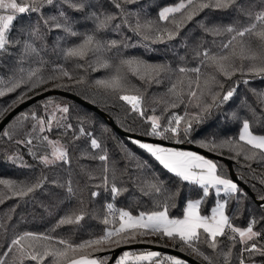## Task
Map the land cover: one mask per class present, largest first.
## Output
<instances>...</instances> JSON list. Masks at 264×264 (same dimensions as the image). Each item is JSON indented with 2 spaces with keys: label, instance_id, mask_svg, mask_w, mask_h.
Segmentation results:
<instances>
[{
  "label": "trees",
  "instance_id": "1",
  "mask_svg": "<svg viewBox=\"0 0 264 264\" xmlns=\"http://www.w3.org/2000/svg\"><path fill=\"white\" fill-rule=\"evenodd\" d=\"M178 0H136L132 4H124L123 7L127 12L139 13L141 22L146 19L158 20L159 11L168 5H174ZM240 3L250 4L254 0H239ZM60 0H56L59 4ZM259 7V5H257ZM64 10L77 21L75 29L80 32L91 33L94 29V23L90 19L84 17L93 10H105L115 13L117 19L105 31L95 33L98 39L117 40L122 44L119 48L120 57H135L149 64H163L170 67V71L159 73L154 79L140 80L131 73H127L129 84L134 89H138L139 95L143 96L142 107L144 116L131 111L128 104L119 99V93L113 92L99 86L96 81L107 78L113 74L111 68H100L96 64V56L89 55L85 59L77 57H66L63 49H67L81 42L82 37H70L62 30H53L48 32L43 42H37V47L41 43L46 45L40 55L46 61L40 65L35 63V57L27 59L23 63L25 69L41 67L44 74L51 73L52 69L62 66L72 73L74 79L50 81L47 84L28 91L26 85L16 89L14 92H7L6 85L0 83V89L5 90V94L0 96V111L5 108L9 112L14 106L19 104L18 97L27 92L24 100L36 94L47 90H61L68 94H73L92 105L97 110L90 109L82 104L77 103L74 99L59 94L48 95L42 99L34 101L29 106L21 109L16 113L0 131V179L15 182L16 187L30 186L37 181H42L41 187L25 196H16L13 191L4 185H0V259L5 260V264H21L19 254L15 246L11 245V241L24 232L46 233L56 238L70 240L73 243H80L84 240L98 237L104 233L106 229L112 228L113 224L105 225L103 219L108 216L106 205L112 203L116 209H124L132 215H138L141 212L150 213L152 211H160L165 202L166 197L174 194L172 199L167 200L169 205V216L172 218H180L183 216L185 203L189 199H198L202 196V189L198 185H192L188 182L181 181L173 173L168 172L162 165L155 160L145 149L139 147L137 141L128 136L120 134L116 128L134 133L146 138H156L169 144H192L212 153L217 158L214 159L218 173L229 179H232L226 162L219 157L225 158L230 162V168L233 177L245 184L246 189L237 183L242 190L237 199L226 197L223 193L216 197L215 191L210 189V195L204 198L201 205V214L208 215L210 208L217 199L228 200L227 213L236 218L233 223L236 226H246L254 217L261 221L255 225V230H264V202L259 197L264 195V160H247L243 154L237 155L230 151L227 147L216 148L211 150L209 147H201L198 141L215 140L217 143L224 139L238 138L241 122L231 117L232 112H237L242 118H247L252 122L253 131L256 134L264 135V105H261L253 92H264V78L246 75L241 77L237 74L232 80L224 81L225 91L230 87H236V93L225 104L218 108L211 109L208 113H201L200 109L195 107L197 101L189 102L187 95V81L183 87V103H179L174 92L170 89L177 82L179 67L193 68L199 66L200 58L195 56L196 51L210 49L212 52L219 51L221 40L227 37H216L210 33H206L201 28V23L207 26L212 24H231L240 22L241 24L248 21L240 15L235 7L229 10L205 9L196 15L191 21L179 30V34L172 39H168L164 34L162 40L157 39V33H148L149 38L145 35L137 34L133 31L136 23V16H128L129 24H124V17L114 7L113 0H90V6L84 11H74L62 5ZM45 15L55 14V6H46L43 9ZM39 20L38 13L18 14V18L14 21L11 31V37L19 36L21 39L25 37L21 34V27H28L30 24ZM119 24V31L115 30V25ZM161 27H172L165 22H159ZM41 30L47 32L41 23ZM257 43L255 38H252ZM215 41V43H213ZM127 43L129 47H123V43ZM57 43L59 49L54 51ZM11 54H0V80L7 82L14 75H18L17 69L21 47H11ZM117 49L104 54V58L113 64L119 63V57L116 56ZM91 65V66H90ZM96 68V70H93ZM202 71H212V69L202 68ZM190 76L194 74L189 73ZM83 78V82L76 83V80ZM223 80V77H220ZM247 79V84L242 81ZM238 82V83H237ZM63 84L66 87H55L54 85ZM179 90V89H178ZM207 102H211L210 97L203 98ZM23 100V101H24ZM16 101L15 104L13 102ZM49 101L52 103L49 104ZM176 101L178 107H171V103ZM68 105L70 112L67 114V123L73 125V129L68 130L67 134L64 129L53 128L52 132H46L50 139H59L66 145L70 163L57 162L55 165L45 166L38 159L39 155L45 153L44 147H33L38 141L34 140L33 145L18 143V141H26L28 139L26 133L31 131V119L24 121L23 126L17 132L11 130V126L16 119L22 117V114H30L35 112L38 116L47 117L53 110V105ZM11 105V107H9ZM47 105V108L45 107ZM249 106L255 110L256 117L249 111ZM103 112L106 117L99 112ZM4 113L3 117L7 114ZM188 116H185V113ZM200 113L199 121L192 119L194 115ZM61 114L57 113L59 117ZM155 115L160 118L161 130L168 125V121L173 116L184 117L179 128V135L173 137L171 132L165 133L168 138H161L146 133L151 130V122L147 117ZM2 117V118H3ZM0 118V120L2 119ZM192 119V128L187 135L184 133L185 121ZM30 121V122H29ZM83 122L86 132L91 133L97 138L102 147L109 155V167L115 162L117 169V186L124 189L122 193L113 198L108 191H105L101 180L102 162L91 159V155L99 153V150L90 148V138L81 136L77 140H73V132L78 135V127ZM173 126H175L173 124ZM11 134V139L4 135V132ZM246 148L248 146H245ZM29 149L35 155L31 154ZM87 150V154H84ZM88 173L93 179H89ZM111 172H109V180L111 181ZM163 181L164 187L170 192L151 193L145 195L141 188H147L148 183L154 180ZM71 181L75 195L69 196L67 192V184ZM236 183V182H235ZM95 191L98 196L92 197L91 193ZM250 192V193H249ZM81 200L83 203L81 204ZM84 212V218L79 223L59 225V221L72 212ZM111 220L112 217L108 216ZM118 226V223L116 224ZM222 247L227 251L228 241L221 238ZM141 242L132 241L119 246H113L100 252H93L92 257L104 261L109 260L115 248L127 246L134 243H146L152 245H160L179 250L180 252L191 256L201 264H205L201 258L197 257L190 249L181 245L178 241H172L168 238L161 239L158 235H149L140 238ZM201 238L200 248L202 251L213 257L214 264H224L223 258L217 260L216 253L207 248L203 244ZM260 243L264 244V237ZM9 247L12 251L7 256L3 254L8 251ZM241 245H237L233 250L231 264H238L237 253ZM147 248H131L124 249L117 254L111 264H115L118 256L123 251L137 253ZM86 251H91L86 250ZM161 253V252H158ZM170 255L166 253H161ZM246 264H264V257L256 255L251 259L248 254H244ZM23 264H36L35 261L27 257L23 258ZM48 264V261L45 262ZM189 264V263H187Z\"/></svg>",
  "mask_w": 264,
  "mask_h": 264
},
{
  "label": "snow or ice",
  "instance_id": "2",
  "mask_svg": "<svg viewBox=\"0 0 264 264\" xmlns=\"http://www.w3.org/2000/svg\"><path fill=\"white\" fill-rule=\"evenodd\" d=\"M114 7L119 10V13L124 17L123 23L129 24L128 16H136L134 32L145 35L148 33H157V39L162 40L164 34L168 39L174 38L179 34L188 21H191L196 15L205 9L214 10H229L235 7L236 11L244 16L247 23L241 24L239 21L231 24H212L207 26L201 23V28L206 32L216 37H227L221 40L219 51L212 52L210 49L196 51L195 56L200 58L199 66L188 68L179 67L177 69L179 76L177 82L170 89L174 92L179 103H183V87L187 81V95L189 102L197 101L195 107L200 109L201 113H208L213 108H218L220 105L228 102L236 93V87H230L225 91L224 81L232 80L234 76L240 74L241 77L250 75L264 78V0H254L253 3L243 4L239 0H178L172 6L163 7L158 13V20L146 19L141 22L139 13L127 12L123 5L135 3L136 0H113ZM62 5L68 9L80 12L90 6V0H60L56 4V0H0V54L9 52L11 47L20 46L21 52L19 56L17 69L18 75H14L7 82L0 80V83L6 85L7 92H14L16 89L26 85L28 91H32L41 85L47 84L50 81H57L67 78L74 79L72 73L62 66L54 67L51 73L45 75L41 67L25 69L23 63L35 57V63L43 65L46 61L40 55L46 47L44 43L37 47V42H43L48 32L53 30H62L66 36L82 37L81 42L67 49H63L66 57H77L85 59L90 54L96 56V64L100 68H111L113 74L107 78L97 80L99 86L119 93V99L131 108V111L144 116L143 96L139 95L138 89L130 86L127 73H131L140 80H152L159 73L170 71L168 65L149 64L144 60L131 57H120L119 48L122 44L117 40H101L98 39L97 32L107 30L117 15L105 10L90 11L84 18L90 19L94 23V29L91 33L80 32L75 29L77 23L64 10ZM259 5V7L257 6ZM46 6H55L56 13L45 15L43 9ZM38 13L39 20L30 24L28 27H21L20 32L25 37L21 39L11 37V31L14 26V21L17 20L18 14ZM159 22H165L172 27H161ZM41 23L47 32L41 30ZM120 25H115V30L119 31ZM257 43L253 42V39ZM215 43V41H213ZM123 47H129L125 42ZM59 49L57 43L56 51ZM117 49L116 56L119 57V63L113 64L108 59L104 58V54ZM91 66V65H90ZM202 68L212 69V71H202ZM96 70V68H93ZM189 73L194 74L190 76ZM223 77V80L220 79ZM83 82V78L76 80V83ZM243 83L249 81L244 79ZM238 83V82H237ZM55 87H66L63 84L54 85ZM179 89V90H178ZM257 101L264 105V92H256L253 90ZM5 94L4 89H0V96ZM27 96V92L22 93L18 97V101L22 102ZM205 96L210 97L211 102L205 101ZM16 101L13 102L15 104ZM52 102L49 101V104ZM175 108L178 103L173 101L170 105ZM11 107V105L9 106ZM47 108V105L45 106ZM8 109L0 111V118ZM249 111L253 117H256V112L249 106ZM70 112L68 105H53V110L47 117L38 116L35 112L30 114H22L18 119V123L23 126V122L31 119L35 121L30 132L26 133L28 139L26 141H18V143H27L33 145V141H38L33 147H44L45 153L39 155L38 159L45 166L55 165L57 162L70 163L69 152L59 139H50L46 132H52L53 128L64 129L63 134H67L68 130L73 129V125L67 123V114ZM57 113L61 115L58 117ZM188 116V113H185ZM231 117L234 120L241 122V128L238 138L224 139L217 143L215 140L198 141L201 147H209L211 150L216 148L227 147L230 151L237 155L243 154L247 160H264V135L256 134L252 128V122L247 118H242L237 112H232ZM199 121L200 113L192 117ZM192 119L185 121L184 133L187 135L192 128ZM151 122V130L146 133L148 135L168 138L165 133L171 132L173 137L179 135V128L184 117L173 116L168 125L161 130L160 118L152 115L147 117ZM173 124L175 126H173ZM5 136L11 139L9 132H4ZM81 136L90 138V148L99 150V153L91 155V159L102 162L100 186L104 187L110 195L115 198L119 196L124 189L117 186V169L115 162L112 167H109V155L102 147L101 142L86 132L83 127V122L78 127V135L73 132V140L79 139ZM137 143L140 148L145 149L160 165L168 172L173 173L181 181L188 182L192 185H198L202 189V196L198 199H189L183 209V218H172L169 216V205L167 200L172 199L174 194L166 197L160 211H152L150 213L141 212L139 216H133L130 212L124 209H116L112 203L106 205L109 220L105 216L103 223L105 225L113 224L112 228L106 229L104 233L98 237L84 240L80 243H73L70 240L56 238L46 233L24 232L22 235L11 241V245L15 246L23 264V258L27 257L36 264H104L96 258H92L93 252H100L111 249L114 245L119 246L132 241L141 242L140 238L149 235H158L161 239L168 238L172 241H178L181 245V250L184 247L191 250L197 257L205 261V264H214L213 257L205 253L200 248L201 238L203 244L207 248L216 253V258H223L224 264H231L233 250L239 244L241 247L237 253L238 264H246L244 254H248V258L259 255L264 257V244L260 243L264 237V230H255V225L261 221L254 217L247 223L246 226H236L233 220L236 218L235 213L229 215L227 213L228 200H216L215 206L211 209L210 215L201 214V205L204 198L210 195V189L215 190L216 197L221 193L229 198H236L239 203L238 194L241 189L233 180L222 176L218 173L217 165L212 160L206 159L204 156L195 152L179 151L174 148L163 147L161 145H153L150 143ZM245 146H248L247 148ZM30 153L32 149H29ZM84 154H87L85 150ZM109 172H111V181L109 180ZM89 179L94 177L88 173ZM264 183V179L261 181ZM42 181H37L30 186L16 187L14 181L0 179V185H4L13 191L16 196H25L32 193L37 188L41 187ZM145 195L151 193L170 192L164 187L163 181L158 179L148 183L147 188H141ZM67 192L69 196L75 195L71 181L67 184ZM92 197H96L99 193L93 191ZM259 199L264 202V195ZM2 202V201H0ZM83 201L81 200V204ZM264 207V205H262ZM84 218V212H72L66 215L59 221V225L79 223ZM264 221V217L261 218ZM118 223V226L116 224ZM226 239L229 243L227 251L222 247L223 241ZM91 251H86V250ZM12 248L3 255L7 256ZM162 254L154 251H146L142 253L124 252L116 261V264H187L183 259L166 256L161 258ZM0 264H5L4 259H0ZM253 264L255 262L253 261Z\"/></svg>",
  "mask_w": 264,
  "mask_h": 264
},
{
  "label": "water",
  "instance_id": "3",
  "mask_svg": "<svg viewBox=\"0 0 264 264\" xmlns=\"http://www.w3.org/2000/svg\"><path fill=\"white\" fill-rule=\"evenodd\" d=\"M52 94H59V95H63V96H68V97L74 99L79 104H82V105H84V106H86V107H88L90 109L97 110L94 105H92L91 103H89V102H87V101H85V100H83V99H81L79 97H76L73 94H68V93L63 92L61 90H47L45 92H42V93H39V94H36V95H34L32 97L27 98L26 100L20 102L16 106H14L9 112H7V114L0 120V131L4 127V125L16 113H18L21 109L25 108L26 106H29L30 104H32L36 100L42 99V98H44V97H46L48 95H52ZM98 112L101 115H103L104 117H106V115H104L103 112H101L99 110H98ZM116 130L120 134L125 135V136H128V137H130L132 139H135V140H138V141H145V140H147V141H150V142H154V143H158V144H166V145L173 146V147L188 148V149H192V150L197 151V152H201V153L207 154L210 157H214V158H217L218 157V156H216V155H214L212 153H209V152L205 151L204 149H202L200 147H197L195 145H192V144H169V143H165V142H163V141H161L159 139H156V138H146V137H143V136L136 135L134 133H128V132H125V131L121 130L120 128H116ZM219 158L221 160H223L224 162H226L227 167H228L229 174H230V176L232 178L231 180H233L234 182L240 184L243 188L246 189L245 184H243L242 182H240L237 179H235V177H233L232 172H231V168H230V162L227 159H225V158H222V157H219ZM257 202L258 203H262L261 200L260 201H257ZM131 248H147V249H152V250H156V251L161 252V253H166V254H170V255L177 256L180 259L185 260L189 264H201L200 262H198L197 260H195L191 256H188V255L180 252L179 250H176V249H173V248H169V247H165V246L152 245V244H146V243H134V244H130V245H127V246H120V247L115 248V250L111 254V257L106 262V264H111L112 261L114 260V258L117 256V254L119 252H121L122 250H124V249H131Z\"/></svg>",
  "mask_w": 264,
  "mask_h": 264
},
{
  "label": "rangeland",
  "instance_id": "4",
  "mask_svg": "<svg viewBox=\"0 0 264 264\" xmlns=\"http://www.w3.org/2000/svg\"><path fill=\"white\" fill-rule=\"evenodd\" d=\"M168 6H172V5H168ZM165 7H167V6H165ZM29 122H30V121H29ZM34 123H35V121H33V122L31 123V129H32V125H33ZM20 128H21V125L18 123V119H16V120L13 122L12 126H11V130H12L13 132H17V131L20 130ZM240 128H241V127H240ZM239 131H240V130H239ZM137 141H138V140H137ZM139 142H141V143H150V144H153V145H161V146H163V147L174 148V149H177V150H179V151L195 152V153H197V154H199V155L204 156L206 159L212 160V161L215 163V161H214V159H212V157L208 156L207 154H204V153H201V152L194 151V150H192V149L173 147V146H169V145H166V144H158V143L150 142V141H147V140H145V141H139ZM158 163H159V162H158ZM213 190H214V189H213ZM214 191H215V190H214ZM222 193H223V192H222ZM217 200H218V199H217ZM219 200H220V199H219ZM221 201H222V200H221ZM186 204H187V202L185 203V206H186ZM185 206H184V207H185ZM214 206H215V203L213 204L212 207H214ZM212 207L210 208V211H209V214H208V215L211 214V209H212ZM133 216H139V214H138V215H133ZM180 218H183V216L180 217ZM146 251H154V252H158V251H156V250H152V249H144V250H142V251L137 252V254L142 253V252H146ZM124 252H128V251H126V250L123 251V252L118 256L117 260L120 258V256L123 255ZM166 256H174V255H165L164 257H166ZM174 257H177V256H174ZM92 258H93V257H92ZM177 258H179V257H177ZM115 264H116V263H115ZM145 264H147V262H145Z\"/></svg>",
  "mask_w": 264,
  "mask_h": 264
},
{
  "label": "crops",
  "instance_id": "5",
  "mask_svg": "<svg viewBox=\"0 0 264 264\" xmlns=\"http://www.w3.org/2000/svg\"><path fill=\"white\" fill-rule=\"evenodd\" d=\"M161 258H163V257H161Z\"/></svg>",
  "mask_w": 264,
  "mask_h": 264
}]
</instances>
